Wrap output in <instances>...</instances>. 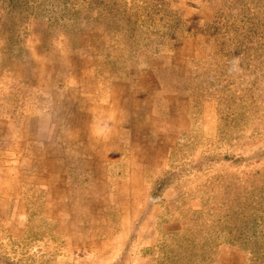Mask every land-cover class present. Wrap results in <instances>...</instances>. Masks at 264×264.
I'll return each mask as SVG.
<instances>
[{
    "label": "rangeland",
    "instance_id": "rangeland-1",
    "mask_svg": "<svg viewBox=\"0 0 264 264\" xmlns=\"http://www.w3.org/2000/svg\"><path fill=\"white\" fill-rule=\"evenodd\" d=\"M77 54L146 76L160 130L177 106L185 123L160 143L134 221L107 206L100 221L80 200L61 223L40 201L24 216L18 194L3 198L0 264H264V0H0L1 113L44 101L14 65L60 76Z\"/></svg>",
    "mask_w": 264,
    "mask_h": 264
},
{
    "label": "crops",
    "instance_id": "crops-1",
    "mask_svg": "<svg viewBox=\"0 0 264 264\" xmlns=\"http://www.w3.org/2000/svg\"><path fill=\"white\" fill-rule=\"evenodd\" d=\"M67 59L60 76L51 68L47 72L35 68L22 78L18 66L13 67L10 78L39 84L44 101L27 109L9 106L0 111V158L12 156L21 162L16 171L0 170V202L18 194L21 200L16 205L25 216V206L40 201L45 215L55 214L63 223L75 220L71 214L80 215L84 200L94 214L107 206L113 213L110 219L134 221L142 214L143 203L148 205L143 180L161 154L160 143L185 123L180 106L171 108L178 122L165 129L161 124L160 130V120L149 108L146 76L129 75V69L93 70L97 67L92 65L93 54ZM56 78L62 86H57ZM98 213L97 219L109 221L104 211Z\"/></svg>",
    "mask_w": 264,
    "mask_h": 264
}]
</instances>
